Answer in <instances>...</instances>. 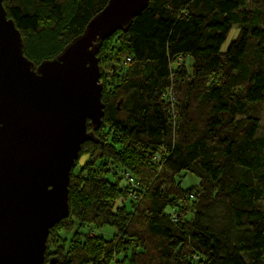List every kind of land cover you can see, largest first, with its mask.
Here are the masks:
<instances>
[{
    "label": "trees",
    "instance_id": "16d2710c",
    "mask_svg": "<svg viewBox=\"0 0 264 264\" xmlns=\"http://www.w3.org/2000/svg\"><path fill=\"white\" fill-rule=\"evenodd\" d=\"M108 1L3 4L37 66ZM97 56L103 122L87 121L70 213L49 237L73 233L45 263L264 264V0H150ZM182 172L198 184L183 187ZM86 226L114 234L74 231Z\"/></svg>",
    "mask_w": 264,
    "mask_h": 264
},
{
    "label": "water",
    "instance_id": "95a60500",
    "mask_svg": "<svg viewBox=\"0 0 264 264\" xmlns=\"http://www.w3.org/2000/svg\"><path fill=\"white\" fill-rule=\"evenodd\" d=\"M150 0H109L54 58L37 66L0 0V264L45 263L51 228L68 217L71 171L103 122V40Z\"/></svg>",
    "mask_w": 264,
    "mask_h": 264
},
{
    "label": "rangeland",
    "instance_id": "374dc122",
    "mask_svg": "<svg viewBox=\"0 0 264 264\" xmlns=\"http://www.w3.org/2000/svg\"><path fill=\"white\" fill-rule=\"evenodd\" d=\"M238 31H239L238 26H234V28L232 29L230 35L228 36L227 40L224 42V44L222 46L223 50H226L228 48L229 44L231 43V41H233L236 38V36L238 34ZM109 65H110L109 61L106 64H104L105 71H108V69L106 70V68H108ZM262 123L264 125V113L262 115ZM84 160H85V157H81L79 159L80 163L76 166L75 172L79 171L80 165L83 163ZM108 178L111 181H115L116 180L115 179L116 176L113 175V174H111V176H108ZM178 180H180L181 185L183 187H185V188L197 185L198 182H199L198 177H196V176H194L192 174L184 175V172H182L178 176ZM119 204H121V200L119 201ZM74 231H80L83 234L88 233V232L89 233L98 232L99 234H104L107 238H110L114 234L113 229H111L109 227L94 228V227H91V226L90 227L86 226V227H79V228H77ZM72 233L73 232L67 233L65 231L55 232L54 235L51 237V239H50V237L48 238V242H47L48 247H47V249H50V248L53 249L56 244L62 242L63 237L70 238Z\"/></svg>",
    "mask_w": 264,
    "mask_h": 264
},
{
    "label": "built area",
    "instance_id": "2783aa9c",
    "mask_svg": "<svg viewBox=\"0 0 264 264\" xmlns=\"http://www.w3.org/2000/svg\"><path fill=\"white\" fill-rule=\"evenodd\" d=\"M124 178L126 179L128 184L132 185L135 188H140V182H138L130 172H125ZM134 193H135L134 198H136L137 197L136 191Z\"/></svg>",
    "mask_w": 264,
    "mask_h": 264
}]
</instances>
